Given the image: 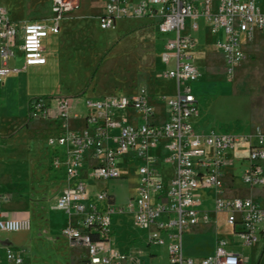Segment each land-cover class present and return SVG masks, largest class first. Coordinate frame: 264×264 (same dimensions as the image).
<instances>
[{
    "label": "built area",
    "instance_id": "built-area-1",
    "mask_svg": "<svg viewBox=\"0 0 264 264\" xmlns=\"http://www.w3.org/2000/svg\"><path fill=\"white\" fill-rule=\"evenodd\" d=\"M79 7V0H52L49 20L25 23L14 21L6 9L0 8V85L29 68L45 66V40L51 34L58 35L63 21ZM131 19L155 20L156 32L165 41L161 57L163 76L176 83V95L156 99L165 111L163 123L153 122L157 113L150 105L147 88H141L135 96L86 98L82 134L66 129L75 98H33L29 103L31 120H48L55 102L57 118L64 128L58 136L47 139L55 152L51 164L55 169H64L69 185L53 210L80 218L82 225H69L61 234L71 246L86 251L81 264H129L127 256L110 249L112 216L128 211L134 214L139 227L152 230L151 245L167 248L171 264H242L243 253L228 250L226 241H220L216 253L204 259L187 258L183 253L184 234L210 220L208 212L198 208L200 190L222 191L229 156L241 143L246 144L247 152L244 185L250 189L264 188V132L239 137L214 130L203 132L193 126L192 120L200 111L195 86L203 74L194 58L197 41L184 32L196 31L203 19L209 32L218 37L216 49L227 73L233 75L256 33L264 31V10L258 0H219L216 9L212 0H204L201 8L195 0H143L138 4L105 0L99 24L102 30H114L119 21ZM14 61L22 66L12 65ZM129 112L142 115L144 123L128 124L125 114ZM73 118L80 116L75 113ZM161 143H166L169 160L176 166L175 176L168 184L162 180L157 159L150 155ZM126 155L142 162L137 194L125 207L110 204L106 210H100L98 204L111 203L112 196L108 192H92L82 182H73L86 157L93 162L91 180H120L118 162ZM5 199L0 195V201ZM214 212L226 213L228 224L240 227L236 237L247 247L257 241V233L264 226V208L257 200L217 197ZM31 228L29 219H0L1 234L28 232ZM6 261L24 264L25 258L22 251L8 249Z\"/></svg>",
    "mask_w": 264,
    "mask_h": 264
},
{
    "label": "rangeland",
    "instance_id": "rangeland-1",
    "mask_svg": "<svg viewBox=\"0 0 264 264\" xmlns=\"http://www.w3.org/2000/svg\"><path fill=\"white\" fill-rule=\"evenodd\" d=\"M46 3L47 0H0V4L9 5L12 8V19H25L31 14H38L39 11L46 9L44 8ZM81 3L80 14L84 13L85 17L80 24L84 29L74 27L72 35L71 29L69 30L74 58L69 57V64L62 56L63 63L59 72L50 73L48 76H38V83L46 86V93H52L53 90L56 93L60 83L61 93L74 95L71 98L88 95L97 99L95 97L130 95L144 86L153 97L173 96L174 81L166 80L163 76L165 67L161 57L165 41L157 34L156 25L150 24L147 19H132L119 23L115 31L102 30L97 13L105 0H81ZM258 5L264 10V0H258ZM13 9L20 12L22 16L17 15L18 13ZM129 27L133 28L126 30ZM124 30H126L125 35L121 33ZM109 41L112 43L105 45V42ZM67 54H70V50L65 53ZM245 54L244 61L234 70V74L230 75L225 69L221 53L213 46L210 38L206 45H201L199 48L195 61L201 68L203 76L199 92L195 90L200 107L195 123L201 129L207 132L214 130L218 133L235 134L239 137L254 136L258 131L264 132V31L256 33L254 40L247 46ZM102 58H104L103 62L97 70ZM77 105L82 108L81 102ZM156 112V121H163V111ZM35 121L41 126L44 125L42 120ZM46 137L45 134L35 137L43 142L38 145L35 151L36 156L31 159L34 162L38 157L44 158L45 162L47 156L51 158L54 153V149L48 146ZM6 150L8 158L12 161H1L6 162L2 166L13 169L18 165L27 164V144L24 137L15 138ZM46 163L48 164V161ZM245 166H247L246 160ZM232 170L235 175V184L234 189L227 195L255 197L257 193L250 192L248 187L243 185V168L235 165ZM126 173L127 182L111 184L102 181L95 184L96 188L115 193L117 201L123 203L129 195L133 194L136 185L134 174L124 171V174ZM36 183L32 185L35 189H31L29 193L38 198ZM8 185L9 181L0 177V190ZM30 200L34 199L32 197L14 199L21 207L30 205ZM44 212L42 218L44 222H47L46 224L52 225L51 233L60 239L58 244L52 245L48 237L44 235L45 226L35 227L33 221L30 231L7 234L6 237V240L15 247H28L31 264H53L54 258L51 253L57 254L68 249L67 243L60 234V230L67 223L66 218L57 212L48 214L46 210ZM132 226L130 216L119 214L113 216L115 236L121 243H125L127 237L126 235L119 237L120 230L123 228L127 233L133 230ZM30 239H34L33 242L39 249L35 250V257L28 244ZM9 241L0 239L2 245ZM24 250L23 255L27 256L28 251ZM2 251L7 250L2 248ZM0 258H3L2 254ZM24 264H29L27 257ZM156 264H167V257L159 256Z\"/></svg>",
    "mask_w": 264,
    "mask_h": 264
},
{
    "label": "crops",
    "instance_id": "crops-1",
    "mask_svg": "<svg viewBox=\"0 0 264 264\" xmlns=\"http://www.w3.org/2000/svg\"><path fill=\"white\" fill-rule=\"evenodd\" d=\"M133 4H138L143 0H127ZM196 3L201 8L202 2L204 0H195ZM213 7L216 9L219 4V0H212ZM80 7L77 11L71 14L63 23L61 24V30L58 35L51 34L44 42L45 55L47 58V64L45 66L40 67H32L29 68L19 75H14L8 77L2 85H0V177L5 178L9 181V185L7 187H2L0 190V195L5 196L4 201H0V219H29L34 222L35 227H44V235L48 237V241L52 243V245H56L59 243L60 239L55 237L53 233H51L52 225L46 224L44 222L43 214L46 210L47 213L56 212L53 210V206L62 193L68 188V184L65 181V173L64 169H55L51 164V158L47 156L45 162L44 158L39 159V157L35 160H31L36 156L38 145L43 142L36 136H41V134H45L46 142L49 137H56L60 133L64 131L62 121L57 118L56 112V103L52 102L51 104V115L52 117L48 120H40L44 125H39L35 120H31L29 118V103L33 98H58V97H72L74 95H63L61 93V85L58 83L57 92L53 90L52 93H46V86L42 85L39 82V77L42 75L48 76L50 73H55L56 71H60L62 67V56L64 60L69 62V57L74 58V54L71 51V39L69 37V30L71 29V35L73 34L72 28L84 29L81 27V20L84 18V13L80 14L82 11V3L79 0ZM104 4L100 6V10L97 14L99 17L104 12ZM0 8L6 9L11 17L12 8L9 5L0 4ZM46 9L43 11H39L38 14H31L28 18L25 19H13L16 22L25 23L30 21H47L51 18V8H52V0H47L45 4ZM14 12L18 13L17 15L22 16V14L13 9ZM98 17V20H99ZM12 19V18H11ZM132 20V19H131ZM131 20H122L119 23ZM149 20L150 24L154 23L156 25L155 20ZM118 24L116 25L117 30ZM148 25V24H143ZM134 27V26H133ZM131 27V28H133ZM130 27L126 30H130ZM126 30L122 31V34H126ZM185 36L193 37L197 41V47L194 52L195 55L199 52V48L201 45H206L208 39L210 38L213 46L216 48V41L218 37L213 36L206 26L203 19L199 21V28L196 31L186 30L184 32ZM109 45L112 43L111 41L105 42V45ZM70 50V54L65 55L66 52ZM217 50V49H216ZM223 59V58H222ZM196 62V61H195ZM12 65H17L19 67L22 66L21 62H11ZM198 65V64H197ZM199 66V65H198ZM59 81V79H58ZM60 82V81H59ZM175 84V93L171 97L173 98L176 95V83ZM201 85V81L195 86V90L199 92ZM141 88H146L141 87ZM135 93L128 94L125 96H135L138 91ZM122 95V94H121ZM197 95V94H196ZM112 96V95H110ZM108 96L95 97L97 99H101ZM86 98L94 99L88 95L84 97L75 98L73 108L71 111V118L67 122V130L70 132H74L77 134H82L85 131L84 125V116L86 115V109L84 107V100ZM159 98V97H157ZM156 97L151 96L150 105L154 107L155 111L161 110L163 111V121L157 122V115L154 118L153 122L155 123H163L165 121V111L157 102ZM81 102L82 108H79L77 105ZM77 113L80 118L74 119L73 114ZM157 113V112H156ZM200 113V111H199ZM198 113V114H199ZM124 114H122L123 116ZM128 117V124L131 125H140L144 123V118L142 115L134 114V113H126ZM198 116V115H197ZM197 116L192 120V124L197 130H201L203 132L205 129H201L196 123ZM17 137H24L27 144V156L28 160L27 164L18 165L13 169L7 166H2V164L6 162H1L4 160L12 161V159L8 158L7 148L9 144ZM45 141V139H44ZM55 153V152H54ZM53 153V154H54ZM52 154V155H53ZM246 144L241 143L240 146L229 156V165L226 167L224 171V187L220 193L213 192L212 190L202 189L198 194L199 203L198 208L202 211H207L209 214V222L208 223H200L198 226L188 230L182 240V248L183 253L187 258H194L196 260L204 259L210 256H213L218 248V243L220 241H226V248L231 251L241 252L243 253L245 259L242 264H264V226H261L257 233V241L253 243L251 246L243 245L238 238L236 237V233L240 230V227H231L228 224L229 216L226 213H215L214 212V203L217 197H220L225 200H234L237 198H247L252 200H257L261 207L264 208V188L250 189L248 190L252 193H257L255 197H234L227 195L234 189L235 184V175L233 173V167L235 165L242 167V175L246 168L244 159L246 157ZM150 155L157 159L158 168L161 173L162 180L165 184H168L175 176L176 166L173 162L169 160L170 154L167 150L166 143H161L160 146L152 149L150 151ZM48 161V164L46 163ZM14 162H16L14 160ZM92 160L89 157H86L84 160V166L79 172L78 177L73 182V184L77 182L84 183L87 188L92 192H108L112 196L111 203H103L98 204L100 210H106L108 206L111 204L114 207H125L130 200H132L136 194L139 187V174L138 168L142 166V162L133 158L131 155H126L122 157L118 162V167L121 172L122 178L120 180L111 181L107 183L116 184V183H125L128 181L127 173L124 174V171L128 172V174H134L136 177V185L133 191V194L129 195L123 203H119L117 201V197L115 193L109 192L107 189H97L96 183L98 181H93L90 179V172L92 168ZM36 183V187L38 188L37 193L39 194L38 198H35L31 193V189L33 190V184ZM102 182V181H99ZM104 182V181H103ZM243 182V180H242ZM244 185V183H243ZM35 189V188H34ZM32 197L34 200H30V205L26 207H21L17 202L14 201L15 198H30ZM29 201V200H27ZM63 215L67 223L60 230V234L62 230L69 225H74L77 227H81V220L78 217H68L65 213L57 212ZM11 214V215H10ZM119 215H128L130 216L132 229L129 232H125V229H121L119 233V237L126 235V242L121 243L118 240V237L115 236V231L113 228V216ZM112 216V237L110 241V249L114 252L119 253L120 255H124L128 257L129 264H156L159 256L165 255L167 257V264L170 263V258L168 255V251L166 247L154 246L149 243V237L152 230H146L139 227L136 224L135 216L133 213L124 211L122 213H116ZM9 216H14L10 218ZM41 218V219H40ZM50 223V221H49ZM121 226V224H120ZM40 230V229H39ZM35 233V232H34ZM7 234L0 233V239L3 241L6 240ZM18 237V236H17ZM62 239L67 243L68 249L67 251H60L59 253H51L53 259V264H81V262L86 257V251L84 249L76 248L71 246L66 239ZM34 239L29 240V246L35 257V250H39L38 246H36L33 242ZM3 249H11L15 252L20 251H28V247H15L9 241L2 245L0 243V254H2L3 258L2 263H8L6 261V251L3 252ZM24 248V249H18ZM42 250V249H41ZM164 252V254H163ZM27 260L29 264L30 261V253L28 251L27 256L25 255V261ZM1 263V264H2Z\"/></svg>",
    "mask_w": 264,
    "mask_h": 264
},
{
    "label": "trees",
    "instance_id": "trees-1",
    "mask_svg": "<svg viewBox=\"0 0 264 264\" xmlns=\"http://www.w3.org/2000/svg\"><path fill=\"white\" fill-rule=\"evenodd\" d=\"M103 59H104V58H102V60L98 63L97 70H98L99 66H101V64H102V62H103Z\"/></svg>",
    "mask_w": 264,
    "mask_h": 264
}]
</instances>
